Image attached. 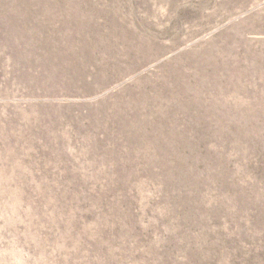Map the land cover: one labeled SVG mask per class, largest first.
<instances>
[{
	"label": "rangeland",
	"instance_id": "rangeland-1",
	"mask_svg": "<svg viewBox=\"0 0 264 264\" xmlns=\"http://www.w3.org/2000/svg\"><path fill=\"white\" fill-rule=\"evenodd\" d=\"M0 264H264V0H0Z\"/></svg>",
	"mask_w": 264,
	"mask_h": 264
}]
</instances>
